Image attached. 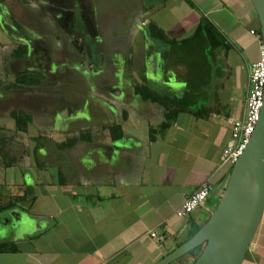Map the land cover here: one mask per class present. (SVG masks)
Here are the masks:
<instances>
[{
	"label": "crops",
	"instance_id": "0c3cea01",
	"mask_svg": "<svg viewBox=\"0 0 264 264\" xmlns=\"http://www.w3.org/2000/svg\"><path fill=\"white\" fill-rule=\"evenodd\" d=\"M193 1L115 0L119 4L114 6V0H29V6L39 7L41 19L35 29L27 30L30 38L21 36L28 46L21 48L18 56L23 57L24 64L44 70L40 87L28 89L25 94L27 103L42 98L39 103L43 104L26 108L30 120L25 131L16 128L12 117L0 120V125L14 127L20 136L31 135L32 140L26 137L24 143L38 140V155H0V214L8 210L11 215L0 216V244L7 245L0 251V264H155L209 217L232 167L222 162V151L233 119L243 114L248 70L259 56L260 42L250 30L260 31L250 0ZM167 4L168 34L156 21ZM77 8L83 19L96 22V31L102 33L92 39L95 44L103 39L106 44L108 35L116 33L114 27L108 28L106 18L116 9L122 13V22L128 27L125 30L132 33L130 40L142 31L147 41L136 49L135 59H130L133 52L128 59L126 48L110 41L112 46H104L105 55L99 61L92 57L85 62V70L92 72L78 74L85 82V98L77 101L71 97L61 103L47 98L49 94L44 90L58 85L59 65L69 60L63 54L65 59H59L54 71L55 64L47 58L59 57L56 49L61 46L60 31L71 37ZM202 16L230 44L225 62L214 60L204 40L186 45L169 43L153 36L150 30L155 25L166 37L181 40L194 31ZM45 25L50 31L44 29ZM30 40L36 46L34 51ZM162 47L165 53L160 62L167 71V90L158 86L162 80L148 77L153 73L151 59ZM231 49L234 66L226 63ZM146 52L147 64L141 62ZM191 53L208 57L211 67L207 81L202 79L205 72L192 66ZM5 58L11 59L10 54L6 53ZM106 59L114 63L113 73L102 70ZM77 63L69 62L68 66ZM141 83L170 96L190 92L193 104L178 111L169 125L161 128L164 108L141 98L135 91ZM4 93L6 105L15 103L11 97L20 96L12 91ZM55 134L56 141L45 143V135ZM3 135L4 132L0 137ZM66 141L71 144L62 146ZM44 144L51 154H59L49 155ZM66 147L68 153L64 154ZM203 182L212 186L205 203L191 213L177 216L175 210ZM13 183L20 190L7 193ZM39 183L44 196L60 192L59 196L66 197L63 204L54 203L51 211L50 205L43 204L49 210L46 218L36 204L32 216L23 206H16L19 200L34 197ZM23 214L28 215L33 226L20 228L18 221ZM20 229L24 231L16 234ZM153 230L156 236L150 235ZM193 257V252L187 253L170 264H191ZM242 264H264V213Z\"/></svg>",
	"mask_w": 264,
	"mask_h": 264
},
{
	"label": "water",
	"instance_id": "95a60500",
	"mask_svg": "<svg viewBox=\"0 0 264 264\" xmlns=\"http://www.w3.org/2000/svg\"><path fill=\"white\" fill-rule=\"evenodd\" d=\"M250 2L258 17L264 47V0ZM88 44H94L89 37ZM86 46L84 43V48ZM263 213L264 95L259 119L250 140L232 164L223 192L209 217L186 241L155 264H170L196 248H199L198 254L191 264H242Z\"/></svg>",
	"mask_w": 264,
	"mask_h": 264
},
{
	"label": "flooded vegetation",
	"instance_id": "af4514ba",
	"mask_svg": "<svg viewBox=\"0 0 264 264\" xmlns=\"http://www.w3.org/2000/svg\"><path fill=\"white\" fill-rule=\"evenodd\" d=\"M33 6H29V0H0V120L10 118L13 112H26V108L28 107L33 109L37 105L43 104V101L39 103L42 98H35L33 101L27 103L25 101L27 100L25 94L28 89L36 90L40 87L38 85L44 77V70L30 67L28 63L24 64L23 57L18 56L22 53L19 50L24 46H28L20 40L21 36L30 38L27 30L30 28L31 30L35 29L37 27L36 24L41 19L39 7ZM76 12L78 14L73 16L72 35L69 37V40H66V44L68 47L74 49L78 53L79 58H81L80 67L78 66L76 69L84 70L85 62L88 63L92 57L97 62L100 56L103 57L105 55L106 44L104 39L100 44H88V37L92 42V39L102 33L96 31L94 25L96 22H87L83 19L79 8L75 10ZM30 42L33 45L31 50L34 51L36 46H34L32 40ZM84 43L87 45L86 48H84ZM3 46H6V49H10L9 52L5 51ZM31 50L29 51L30 53L32 52ZM6 53L10 54L11 59L7 60L5 58ZM65 54L70 63L74 62V60L75 62L78 61L72 53ZM90 54L92 56H88ZM24 57L27 58V56ZM53 59L55 60L54 57ZM76 69L72 71L75 74H77ZM67 71L68 69H63V72ZM7 91L16 92V95L20 94L17 98L11 97L15 99V103L6 105L8 99L6 100L4 92ZM35 93L39 94L37 91ZM0 126H3L0 129L6 130L3 135L4 138L0 137V155H38V148H36L39 144L38 140L34 139V143H31V145L22 143L19 147L20 153H17L16 148L13 146L19 143L20 136H17L18 131L14 127H6L3 123ZM29 136L31 135L26 137L31 141L32 139Z\"/></svg>",
	"mask_w": 264,
	"mask_h": 264
},
{
	"label": "rangeland",
	"instance_id": "374dc122",
	"mask_svg": "<svg viewBox=\"0 0 264 264\" xmlns=\"http://www.w3.org/2000/svg\"><path fill=\"white\" fill-rule=\"evenodd\" d=\"M166 2H168V1H166ZM189 2L195 3L193 0H189ZM113 3H114L113 4L114 6H117L119 4L118 2H115V0ZM111 12H112V10H111ZM115 12L116 13H111V15L109 17H106L108 20V24H110V26H108V28L114 27L116 30V33L108 35V42L106 43V47L109 48V46H112V43L110 41L115 42L118 46H123L126 48L125 49L126 56L129 53L133 52L134 53L133 58L130 57V59H135L137 57L136 49H139V46L141 44H143L144 41H147V39L142 35V33H141L142 31H140L136 37H132V39L130 40L132 33H130L129 30H125L128 27H126L124 25V23L122 22V20H123L122 13L119 12L118 9H116ZM160 14H162V16H160ZM160 14H158L156 21H158L160 23V25L164 28L165 32L168 34V4L166 5V8L163 9ZM127 23H128V21H127ZM43 27L46 31H50L46 25ZM60 34H61V38H62L61 39V46L56 49V53L59 57L56 58L55 62H54V59L52 58V56L51 57L48 56V58H47L48 62L55 63V65L53 66L54 71H56L58 68L59 59L60 58H61V60L65 59L64 56H62L65 53H72L77 58L78 62L79 63L81 62V58H79L78 53H76V51L74 49L68 47V45L66 44V40H67L66 38H69V33L64 31V30H61ZM47 44H49V42H47ZM150 46H153V44H151ZM4 48H5L4 49L5 51L9 52L10 49H6L7 48L6 46ZM152 50L155 51L156 49H152ZM230 51H231V54H229L226 63H229L232 66H234V62L236 61L235 60L232 63V60L234 58V56H233L234 52L232 49ZM212 52H214V55ZM146 53H147L146 55L141 56V62H143L145 64H147L148 60H149V54H148V52H146ZM156 53H157V55H156ZM156 53L153 56V58L151 59V62L153 61V73L148 74V77L152 80L153 79L156 80V78L162 80L161 82H157V84L163 90H167L168 82L166 81V78H165L166 77L165 74L167 73V71L165 70L164 62L163 61L160 62L161 54L163 55L165 53L164 47L160 48ZM210 55L213 56L214 60L217 58V59H219V61L221 60L222 62H225V59L227 58L226 50H224V49H214V51L211 50ZM190 56H191V61L193 62L192 66H194L196 69H198V71L201 70L200 73L205 72L206 75L202 79L204 80V78H205L204 81H207L208 71L211 67V65L208 61V57L206 59L205 55L202 53H197V54L191 53ZM128 59H129V57H128ZM74 62H75V60H74ZM155 62H156V65H154ZM68 63L67 64L61 63L59 65L60 71H59V73L56 74V76L58 75L57 77H59V79H60V82L58 83V85L56 87H53V88L46 87L44 90V93L49 94V97H47V98H49L51 100L53 99V101L61 100V103H63V101L65 99L70 100L71 97L77 101H81L83 98H85V96L83 94L84 89H85V82H84V80H82L83 77L79 76L78 74L84 75V74H86V71H88L90 73L92 71L91 70H85V69L84 70L76 69V67L79 66V63H77V62H75L77 64H73L74 67H72L73 65L68 66ZM101 67H102V70L104 68L106 70V72L109 70H111L110 72H112V73L114 72V63L112 62V60L110 61V60L106 59V62L103 63L101 65ZM63 69H68V71L63 72ZM75 69L77 71V74L72 72ZM143 69H145L144 66H143ZM244 77H245V75L242 74V76H241L242 80L244 79ZM236 88L238 90V87H236ZM68 96H70V97H68ZM51 105L52 104H50V106ZM2 132H6V130L0 129V134ZM31 132L33 133V135H36L34 128H31ZM20 134H21L20 132L17 133V136H20ZM41 137L43 138L42 135H41ZM57 137H58L57 134H55L53 137H50L49 135H45V138H43V139L46 142H50L52 139V141L54 142V141H56ZM26 141H27L26 135L20 136L19 141H18L19 143L15 144L13 146L14 148H16L17 153H20L19 147L22 143H24ZM29 145H31V142H29ZM44 146L46 148V151H48L49 150L48 146L46 144H44ZM67 147H66L65 151L63 152L64 154L68 153ZM41 150H43V148ZM47 153H50V152L48 151ZM58 154L59 153H54V154L50 153L49 155H58ZM14 173H17V169L15 170ZM40 176H41V173H40ZM7 182H9V180H7ZM8 189L9 190L7 191V193L12 191V194H16V192H18V190H20V187H18V185L13 183V184H10L8 186ZM57 191H59V189ZM42 192H43V187L40 186V183H39L38 187H37V192L34 193L35 196L34 197L31 196L32 198L31 197H25V198L19 200L16 203V206H18V205L23 206L24 207L23 210L29 211V213L32 216V215H34V212L36 211V208H35V204H36L37 208H38V206L40 207V208H38V211L40 213L42 212L43 214H45L44 217L46 218L49 215L48 211L49 210L51 211L52 209H54V203L61 201V203L63 204L66 201V197L63 198L62 196H59L60 192H58V193L54 192V195H52L53 192L52 193L51 192L45 193V196L43 195ZM54 199H56V200L53 201ZM31 200L34 204H31V206H30ZM13 203H15V202H13ZM43 204L50 205L48 207L49 210L44 208ZM4 212H2L0 214V216L2 215V217L4 218V215H7V218H11L10 212L8 210H5ZM18 222H19V225H21L20 228H27V227L29 228L30 226H33V222L29 219L27 214H23V219H20ZM23 231L24 230L20 229L19 232H17L16 234H20ZM197 249H199V248H197ZM195 255L196 254L194 253V256ZM193 260H194V257L191 258V263L193 262Z\"/></svg>",
	"mask_w": 264,
	"mask_h": 264
},
{
	"label": "built area",
	"instance_id": "2783aa9c",
	"mask_svg": "<svg viewBox=\"0 0 264 264\" xmlns=\"http://www.w3.org/2000/svg\"><path fill=\"white\" fill-rule=\"evenodd\" d=\"M260 42L258 58L250 64L248 70V85L244 102L243 114L240 118L233 119L231 132L226 146L223 148L221 160L231 165L238 159L245 149L254 128L258 122L264 95V47L260 33L254 29ZM212 186L208 182L201 183L183 203L175 210L177 216H184L197 209L211 193ZM151 236H156V231H150ZM162 239V237L159 236Z\"/></svg>",
	"mask_w": 264,
	"mask_h": 264
},
{
	"label": "trees",
	"instance_id": "16d2710c",
	"mask_svg": "<svg viewBox=\"0 0 264 264\" xmlns=\"http://www.w3.org/2000/svg\"><path fill=\"white\" fill-rule=\"evenodd\" d=\"M150 28H151L150 30L153 36L160 38L164 41H167L169 43L178 42L180 44L186 45L194 40L201 39L207 43V46L211 50H214V49L228 50L230 48V44L228 43L225 36L205 16H202L199 24L194 29V31L189 36L181 40L170 39L166 37L163 31L158 29L155 25H151ZM135 91L141 96L143 100L149 99L151 101L157 102L164 108L165 120L162 122L161 128H165L166 126H168L178 111L183 110V109L187 110L189 106L193 104V101L191 100V94L190 92H187V91L180 97L170 96L167 93L159 92V91L151 89L146 83L137 84L135 86ZM11 117L13 118L15 122V126L19 131H25L27 129V124L30 120V117L28 114H26L25 112H13L11 114ZM69 144L71 143L66 141L64 145L62 146H68ZM6 249H7V245L0 244V251H4ZM197 250L198 249L196 248L193 251V253L196 254L195 257L198 254Z\"/></svg>",
	"mask_w": 264,
	"mask_h": 264
},
{
	"label": "bare ground",
	"instance_id": "6f19581e",
	"mask_svg": "<svg viewBox=\"0 0 264 264\" xmlns=\"http://www.w3.org/2000/svg\"><path fill=\"white\" fill-rule=\"evenodd\" d=\"M242 154V153H241Z\"/></svg>",
	"mask_w": 264,
	"mask_h": 264
}]
</instances>
